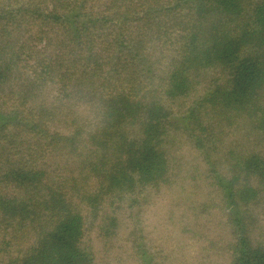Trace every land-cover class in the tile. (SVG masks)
Returning <instances> with one entry per match:
<instances>
[{"label": "trees", "instance_id": "16d2710c", "mask_svg": "<svg viewBox=\"0 0 264 264\" xmlns=\"http://www.w3.org/2000/svg\"><path fill=\"white\" fill-rule=\"evenodd\" d=\"M181 137L264 264V0H0V264H93Z\"/></svg>", "mask_w": 264, "mask_h": 264}, {"label": "rangeland", "instance_id": "374dc122", "mask_svg": "<svg viewBox=\"0 0 264 264\" xmlns=\"http://www.w3.org/2000/svg\"><path fill=\"white\" fill-rule=\"evenodd\" d=\"M192 146L184 137L177 139L167 181L143 191L137 206L126 203L115 238L104 243L88 225L83 246L93 264H139L145 251L150 264H230V200ZM248 219L251 238L264 244V200L249 207Z\"/></svg>", "mask_w": 264, "mask_h": 264}, {"label": "clouds", "instance_id": "9594fccd", "mask_svg": "<svg viewBox=\"0 0 264 264\" xmlns=\"http://www.w3.org/2000/svg\"><path fill=\"white\" fill-rule=\"evenodd\" d=\"M80 111H84V108H83V107H81Z\"/></svg>", "mask_w": 264, "mask_h": 264}]
</instances>
